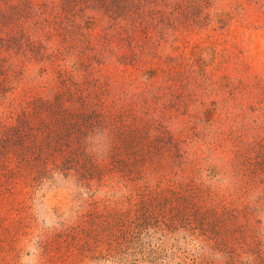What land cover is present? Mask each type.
I'll return each mask as SVG.
<instances>
[{"label":"rangeland","instance_id":"374dc122","mask_svg":"<svg viewBox=\"0 0 264 264\" xmlns=\"http://www.w3.org/2000/svg\"><path fill=\"white\" fill-rule=\"evenodd\" d=\"M0 264H264V0H0Z\"/></svg>","mask_w":264,"mask_h":264}]
</instances>
